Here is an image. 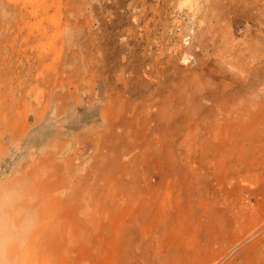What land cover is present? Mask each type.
Listing matches in <instances>:
<instances>
[{"label": "rangeland", "instance_id": "obj_1", "mask_svg": "<svg viewBox=\"0 0 264 264\" xmlns=\"http://www.w3.org/2000/svg\"><path fill=\"white\" fill-rule=\"evenodd\" d=\"M10 191L6 264H264V0H0Z\"/></svg>", "mask_w": 264, "mask_h": 264}, {"label": "clouds", "instance_id": "obj_2", "mask_svg": "<svg viewBox=\"0 0 264 264\" xmlns=\"http://www.w3.org/2000/svg\"><path fill=\"white\" fill-rule=\"evenodd\" d=\"M19 199V194L13 191L0 195V264H6L5 255L8 250L24 245L32 226L31 219L23 208L19 209L18 216L12 214L11 210ZM5 207L9 209L8 213H5Z\"/></svg>", "mask_w": 264, "mask_h": 264}]
</instances>
